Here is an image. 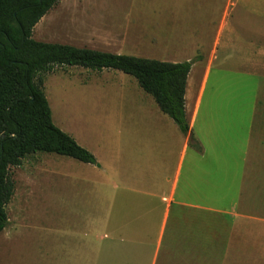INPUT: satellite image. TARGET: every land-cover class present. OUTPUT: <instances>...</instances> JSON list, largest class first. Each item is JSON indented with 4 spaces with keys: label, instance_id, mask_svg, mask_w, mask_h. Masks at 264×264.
<instances>
[{
    "label": "crops",
    "instance_id": "obj_1",
    "mask_svg": "<svg viewBox=\"0 0 264 264\" xmlns=\"http://www.w3.org/2000/svg\"><path fill=\"white\" fill-rule=\"evenodd\" d=\"M255 2L264 6V0H227L225 6L217 3L219 8L214 0H134L118 11L126 15L125 25L111 28V37L143 39L145 46L157 41L163 55L155 60L163 62L201 57L188 78L186 112L203 152L190 149L189 138L151 95L130 87L132 94L122 102L127 110L102 119L104 151L99 150L102 143L99 148L84 144L101 167L49 154L54 158L49 181L61 168L84 173L69 174L83 208L72 220L62 213L66 216L58 218V225L72 224L49 228L38 242L42 258L33 256V264H264V45L224 55L226 61L239 57L240 78L231 88L238 97L209 99L202 111L220 49L229 45L233 10L242 5L264 18V7L253 8ZM208 30L214 40L204 52ZM212 87L219 91L220 80ZM236 112L239 140L230 144L225 136L235 130L223 125L226 115L234 119ZM217 133L214 149L224 150L223 171L235 176L224 177L220 185L216 176L209 178L198 198L188 196L196 195L193 184L179 195L187 157L207 158ZM206 173L207 178L217 174L216 163Z\"/></svg>",
    "mask_w": 264,
    "mask_h": 264
},
{
    "label": "rangeland",
    "instance_id": "obj_2",
    "mask_svg": "<svg viewBox=\"0 0 264 264\" xmlns=\"http://www.w3.org/2000/svg\"><path fill=\"white\" fill-rule=\"evenodd\" d=\"M133 2L134 0H60L36 26L33 38L39 42L65 44L112 54L152 60L161 58L163 54L157 41L145 46L143 39L110 36L111 28L119 29L121 25H125L126 15L118 11L126 9L127 5H133ZM214 2L216 7L227 4V0H214ZM256 4L258 2L252 4L255 9H261L263 6ZM216 17L220 18V15L217 13ZM230 23L232 28L231 32L227 33L229 36L226 39L229 45L220 49L221 58L216 62L211 74L210 86L203 100V112L208 107L209 99L223 102L238 97L231 88L236 89L233 85L238 81L236 79L240 78L239 57L235 56L230 61H226L224 55H231V51L242 54L264 45V18L260 14L244 9L240 5L233 10ZM212 32L208 30L205 33L204 39H208L204 44V52H208L209 47L212 46L214 40ZM218 80L221 82V87L216 91L212 86ZM134 86L139 85L133 77L114 70L95 72L81 67L67 66L57 68L45 77V92L52 109L54 124L84 148L85 143L94 148H99L102 143L100 151H104L102 146L105 143L102 119L115 114L120 115L122 109L124 112L127 110L122 106V102L128 100V96L132 94L130 87ZM236 113L238 116L234 119L229 118L227 114L223 125L235 130V135L231 132L225 136L230 144H233L234 140H239L240 112ZM213 138L216 139L211 144L207 158L202 159L192 153L187 157L179 185V195L185 193L187 187L193 184L196 187V195L188 196L198 198V192L207 191L209 178L216 176L217 185H220L224 177L235 176H228L227 171H223L226 167L224 150L221 147L220 150L214 149L219 146L220 136L217 133ZM200 145L203 148L201 143ZM190 149L196 151L192 147ZM103 157L105 161L108 158L104 153ZM53 159L49 154L37 153L25 158L22 167L10 169L15 191L7 206L9 225L0 234V264H33V256L38 261L42 258L38 252L40 249L38 242L48 235L49 228L54 225L69 227L72 223L68 221L58 225V218L69 215V219L72 220L76 212L80 213L83 208L78 203L80 200L76 199L80 191L75 190V179L69 174L79 176L84 173L80 169L74 171L61 168L60 174L55 175L56 178L53 176L52 181H49L48 167L54 164ZM215 163L217 174H210L207 178V167H213ZM225 185H227L226 180L224 187ZM70 196L75 200L74 203L70 200L68 203L65 202ZM203 259L207 261L206 258ZM41 260L46 261V259Z\"/></svg>",
    "mask_w": 264,
    "mask_h": 264
},
{
    "label": "trees",
    "instance_id": "obj_3",
    "mask_svg": "<svg viewBox=\"0 0 264 264\" xmlns=\"http://www.w3.org/2000/svg\"><path fill=\"white\" fill-rule=\"evenodd\" d=\"M60 0H0V234L7 229V206L14 196L13 167L28 156L45 153L101 167L96 156L53 122L45 77L57 68L114 70L133 77L160 110L189 138L198 153L186 112L187 82L201 57L170 63L112 54L33 38L40 21Z\"/></svg>",
    "mask_w": 264,
    "mask_h": 264
}]
</instances>
